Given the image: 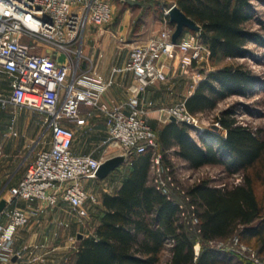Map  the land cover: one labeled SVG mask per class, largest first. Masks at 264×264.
I'll list each match as a JSON object with an SVG mask.
<instances>
[{
  "label": "built area",
  "instance_id": "1",
  "mask_svg": "<svg viewBox=\"0 0 264 264\" xmlns=\"http://www.w3.org/2000/svg\"><path fill=\"white\" fill-rule=\"evenodd\" d=\"M170 7L164 9V28L144 43L134 45L127 65L114 67L112 75L106 78L93 60L82 68L80 59L84 57L86 27L106 25L114 16V6L109 0H0V75L10 77L11 89L7 97L0 98V105L28 107L43 113V124L51 132L50 145L38 150L0 210V264L45 260V243L31 242L19 249L14 243L17 229L33 217L39 220L48 207L68 203L73 214L82 219L89 216L92 205L99 203L98 195L83 180L97 177L96 171L105 156L73 151L76 129L72 124L84 125V106L105 114L107 141L117 147L118 153L129 156L148 147L154 149L152 167L156 186L179 201L184 216L198 222L190 195L177 184L171 165L164 162L162 152L157 149V133L147 120L153 101L143 98L149 87L165 83L177 74L199 82L198 67L210 59L211 50L202 42L199 31L186 32L177 42L173 41L175 26L167 17ZM27 40H39L64 51L70 63H59L49 54L34 52L39 45H29ZM123 71H132L135 77L128 89L129 97L117 105L103 103L102 97L113 85L114 75ZM166 110L169 117L194 126L196 131H205L206 127L201 125L197 114L187 109L185 101ZM91 114L89 110L87 116ZM215 124L221 127L219 121ZM22 200L25 205L20 204ZM234 240L254 264H264L253 247L243 243L238 235ZM199 249L200 245L197 254ZM26 254L28 259H24Z\"/></svg>",
  "mask_w": 264,
  "mask_h": 264
},
{
  "label": "trees",
  "instance_id": "2",
  "mask_svg": "<svg viewBox=\"0 0 264 264\" xmlns=\"http://www.w3.org/2000/svg\"><path fill=\"white\" fill-rule=\"evenodd\" d=\"M174 1L201 26V40L211 50L213 69L185 98L191 113L210 111L233 94L250 96L263 84L262 77L245 64L224 63L228 58L255 56L248 45L251 42L264 47V17L256 16L257 29L247 27L256 15L253 0ZM130 7L141 10L139 29L151 15L160 20L165 17L159 0L130 4L126 9ZM186 32L197 31L185 28L183 34ZM80 65L86 66L84 57ZM216 119L221 131L206 129L199 133V140L185 122L170 120L161 129L152 125L157 149L166 162L171 163L168 149L176 147L175 153L190 167L220 164L227 172L241 173L242 180L227 185L204 177L188 186L186 192L198 216L193 223L182 214L179 201L156 186L151 175L154 149L134 152L120 176V186L103 193L104 212L98 215L94 231L82 236L71 264H158L168 242L172 244L166 264H253L231 249L213 247L206 241L237 232L241 241L255 243L264 253V129L240 121L235 105ZM197 239L201 242L198 254Z\"/></svg>",
  "mask_w": 264,
  "mask_h": 264
},
{
  "label": "rangeland",
  "instance_id": "3",
  "mask_svg": "<svg viewBox=\"0 0 264 264\" xmlns=\"http://www.w3.org/2000/svg\"><path fill=\"white\" fill-rule=\"evenodd\" d=\"M114 6V16L110 23L106 24L108 26L117 25L123 18L124 11L126 10L127 5H133L137 3L144 4L147 0H140V2H127L124 3L120 0H109ZM160 1V10L164 11L166 7H169L175 3L174 0H159ZM253 5L255 7V13L248 22L247 27L252 29H257L259 27L256 16L264 17V3L259 0H253ZM138 6V5H136ZM131 14V25L128 29L127 40L122 37V48L125 49V54L128 53L129 49L135 45L136 40H145L154 34L151 31V28L154 27L155 21L159 24L160 28H164L163 19H157L154 16L142 23L143 26L146 25L148 29L145 33H139L141 30L140 27V13L141 10L134 9L130 7ZM142 15V14H141ZM140 17V18H139ZM162 22V23H161ZM140 24V25H139ZM153 24V25H152ZM93 25V24H91ZM103 25L102 27H105ZM97 26V25H95ZM149 26L150 31H149ZM175 26V24H174ZM101 27V26H99ZM156 35V34H155ZM150 39V38H149ZM29 45L37 44L34 52H44V50L49 51L50 49L58 51L45 43L39 40H27ZM249 48L254 52L255 56L249 57H239L236 59H226L224 63H243L248 68L252 69L255 73L263 79V84L257 85L250 93V96H242L233 94L221 101H219L216 108L197 114L201 125L206 127V129H213L217 132L221 131V127L218 130L213 128V125L217 122V116L226 108L232 107L235 105L237 107V118L242 121L244 124H250L253 127H262L264 129V47L259 46L255 43H249ZM62 53L61 59L65 63H70V60L64 51ZM89 57H84L86 66L82 68H87V63L89 64ZM213 67L209 62L205 63L203 67H198V71L203 75L200 76L201 80L205 77L206 73L212 70ZM176 77V78H175ZM200 80V81H201ZM195 83L198 81L193 80L190 76L179 75L172 77L169 81L165 83H158L152 86V101L155 108H164V113L168 115L166 108L170 105L178 103L184 99V95L188 94L189 91L193 88ZM11 92L10 89V77L8 75H0V98L7 97ZM185 93V94H184ZM105 115V114H104ZM44 114L33 110L28 107H15L13 105H7L2 107L0 105V138L12 139L14 141H22L27 143L28 146L25 147L22 151V156L13 158L12 156H3L0 150V198L4 197L9 199L11 195V189L17 185L21 177L23 176L29 160L33 158L36 152L44 146H49L51 143V132L43 124ZM106 117V116H105ZM147 118L151 119L149 114ZM20 122V124H19ZM192 127V135L199 140V130L196 131L195 127ZM205 129V130H206ZM17 132V134H14ZM3 133H9V135H4ZM95 147V146H93ZM115 148L110 141L106 145L96 147L100 150V154L97 157L107 158L110 152L115 151ZM113 150V151H112ZM129 156L127 160L121 163L116 169L112 170L107 176L100 178H85L83 180L86 187L95 192L98 197L106 189H112L119 181V178L122 173L125 172L128 166ZM24 158V159H22ZM170 162L164 161L166 164H170L175 180L181 188L188 189V186L199 181L204 177H209L217 184H227L232 185L238 183L242 180V174L239 172L230 173L224 170L223 166L220 164L208 163L199 167H190L188 163L178 155L169 152ZM22 159V160H21ZM8 160V161H7ZM11 160H15L11 163ZM25 160V161H24ZM164 160V158H163ZM19 164V165H18ZM18 165V166H17ZM151 175L154 176V170L152 167ZM263 186L258 184L259 190ZM174 196L177 199H181V196L176 191H173ZM100 201V198H99ZM36 228L28 231L27 226L29 223L20 226L16 231V239L14 247L16 249L23 248L25 244L28 243H45L46 253L45 260L28 262L29 264H71L75 250L78 248L80 240L82 237H79V232H82V236L92 233L95 229L94 223L87 217L79 218L77 215H74L70 210L68 203L61 202L55 206L48 207L42 214L40 221L36 222ZM31 232V233H30ZM238 233L235 232L229 237L217 238L206 241L210 246L217 248H226L235 251L241 256L251 260L242 250V246L237 244L234 240V237ZM246 245L253 247L259 257L264 261V253H261L258 249V246L255 243H247L242 241ZM171 242L167 243L166 248L161 253V260L158 264H166L170 256V246ZM201 246L200 239L196 240L195 249ZM25 255L24 259L26 258ZM253 262V261H252ZM254 264V263H253Z\"/></svg>",
  "mask_w": 264,
  "mask_h": 264
},
{
  "label": "crops",
  "instance_id": "4",
  "mask_svg": "<svg viewBox=\"0 0 264 264\" xmlns=\"http://www.w3.org/2000/svg\"><path fill=\"white\" fill-rule=\"evenodd\" d=\"M132 13L130 9H126L124 11L122 20L115 26L106 25L105 27H102V26L99 27V26L89 24L85 29L84 42H83L84 57H89L88 59L93 60L94 63L96 64L97 70L106 78L112 75L114 67H125L129 61L130 49L128 53L125 54L126 51L125 49L122 48V45L124 44H122L121 39L124 36V38L127 40L128 29L130 28V25H131V14ZM156 21L154 25L152 24L154 27L151 28L149 26V31L151 28L150 32H152L154 35L159 33L162 30V28L159 27V24ZM140 30L141 31L139 33H145L148 29L146 28V25H145L141 27ZM148 39L136 40L134 43L135 45L144 43ZM42 53L51 55L59 63H65L61 59L62 53L59 51H54L50 49L49 51L44 50V52ZM89 64H90V60H89ZM87 66H89L88 63H87ZM201 76L203 75L201 74ZM134 82H135V77L132 71H123V72L116 73L114 75V83L103 95L102 102L111 106V105L120 104L121 102L125 101L129 97V91H128L129 86ZM197 84L198 83H195V85L189 91L188 94L184 93L185 95L182 101H185V98L193 93ZM152 92L153 91H152V86H151L143 93V98L146 100H152L151 99L152 94H153ZM89 110L92 111L91 116H87V112ZM164 112H165L164 108L162 109L155 108V106L152 105L151 107H149V110H148V114L151 118V119L147 118L148 122L151 125L158 127L159 129L163 128L164 125L170 121L169 119L170 117ZM82 117H84L85 119L84 125L75 126L74 124H72V126L76 129V137L73 143V151L75 153H81V154L89 153L94 156H99L100 150L96 149V147L106 145L108 142L107 141L108 133H107V128H106V117L100 109L85 107V106L82 107ZM4 135H9V133H3V136ZM27 146L28 144L22 141H14L12 139L0 138V150L2 151V153L1 152L0 153L3 156L8 155V156H12L13 158H16L18 156L25 157L24 155H22V151ZM175 148L176 147H171L170 149H168V152L172 151L173 154H175ZM117 153H118V149L116 147L115 151L110 152L109 155H114ZM34 157L31 158V160H29L28 164L34 159ZM14 161L15 160H11L10 162L13 163ZM120 184H121V177L119 178V181L114 186V188L112 187V189H109V190L106 189L104 192L112 193L114 192L115 188L120 186ZM104 192H102L99 196L100 198L99 203L92 205L90 207V214L88 218L94 223V226H96L99 223L98 215H101L104 212V206L102 203V197H103ZM20 204L25 205V201L23 200L20 201ZM38 221H40V219L36 220L35 217L31 218V221L29 222V226H27V229H29L28 231L32 232V229L36 228L35 225L37 224L36 222Z\"/></svg>",
  "mask_w": 264,
  "mask_h": 264
},
{
  "label": "water",
  "instance_id": "5",
  "mask_svg": "<svg viewBox=\"0 0 264 264\" xmlns=\"http://www.w3.org/2000/svg\"><path fill=\"white\" fill-rule=\"evenodd\" d=\"M168 14L170 21L175 24V30L172 35V39L174 42H177L179 40L181 35L184 33L185 28H189L194 31L201 30V26L197 24V22L192 17L188 16L176 3L171 5ZM169 119L171 121H177L174 116H171ZM213 128L218 130L219 126L214 124ZM125 160H127V154L125 153H117L103 159L96 171L97 177L103 178L107 176L113 169H115ZM5 203H7V199L1 197L0 210H2ZM82 235V232H79L78 236L82 237Z\"/></svg>",
  "mask_w": 264,
  "mask_h": 264
},
{
  "label": "bare ground",
  "instance_id": "6",
  "mask_svg": "<svg viewBox=\"0 0 264 264\" xmlns=\"http://www.w3.org/2000/svg\"><path fill=\"white\" fill-rule=\"evenodd\" d=\"M198 247H199V245H198Z\"/></svg>",
  "mask_w": 264,
  "mask_h": 264
}]
</instances>
